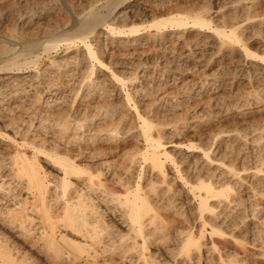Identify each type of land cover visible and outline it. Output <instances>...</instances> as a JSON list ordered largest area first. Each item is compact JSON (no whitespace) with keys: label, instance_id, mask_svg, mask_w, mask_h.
I'll use <instances>...</instances> for the list:
<instances>
[{"label":"bare ground","instance_id":"6f19581e","mask_svg":"<svg viewBox=\"0 0 264 264\" xmlns=\"http://www.w3.org/2000/svg\"><path fill=\"white\" fill-rule=\"evenodd\" d=\"M26 1L21 9L8 6V16L15 18L12 27L18 28L20 23L18 42L8 39L0 46L3 58L0 75H4L8 96L12 101L18 100L8 110L11 113L14 109L32 110L39 124L36 127L29 123L28 129L41 130L45 135L52 132L58 139L50 141L37 134L31 140L29 130L20 133L22 126H18L15 118L9 121L11 134L0 129V136L16 146L12 154H0V264H77L86 259L93 264H117L116 258L121 264H203L204 252L209 250L205 251L208 237L212 240L210 250L218 253L219 264H241L235 254L218 248L214 239L229 236L245 249L249 227L253 228L247 222L249 207L242 208L243 199L233 183L246 179L242 171L229 163L232 151L226 137L220 133L203 146L195 142H166L169 129L161 121L159 106L139 102L131 92L130 86L135 87L140 81V73L125 78L112 69V62L105 57L110 52L105 42L123 39L130 46L155 45L172 33L182 34L193 27L210 32L222 47H237L247 60L264 65V54L250 50L242 27L215 25L212 9L192 15L157 13L154 5L142 9V0H95L83 12L77 11L72 2L63 8L57 6L56 0ZM57 7L71 13L70 27L67 21H58L49 29L24 33V28L36 18L56 11ZM133 8L142 12L145 22L131 27L117 26L113 17H129ZM96 30L105 37L103 45L97 40L100 35ZM74 49L77 53L71 56ZM64 50V56L53 61L55 68L41 71L44 57L51 58L53 53ZM81 65L83 71L79 76L87 93L103 96L107 92L104 81L96 76L98 71L106 76V69L112 85L120 89L125 100H70V97L64 104L57 98L42 104L45 97L40 92L42 84L50 76L54 78L55 73L60 77L69 74L71 71H62L67 66ZM47 86L50 89L57 85ZM41 105H45L44 111H39ZM172 127L170 135L178 138L184 125L175 123ZM128 137L140 145L131 146ZM168 145L178 150H170ZM257 151L256 166L250 175L257 179L261 189L252 187V194L264 198V145H258ZM259 204L253 202L254 207L260 208ZM258 208L252 209L254 213L251 211L254 219L255 211L261 210ZM169 213L182 217L183 221L176 225ZM263 216H258L262 221L257 229L262 238ZM261 245L260 255L264 257V241ZM101 258L103 261L99 263Z\"/></svg>","mask_w":264,"mask_h":264},{"label":"rangeland","instance_id":"374dc122","mask_svg":"<svg viewBox=\"0 0 264 264\" xmlns=\"http://www.w3.org/2000/svg\"><path fill=\"white\" fill-rule=\"evenodd\" d=\"M93 1L95 0H62V1L56 0V2L58 3L57 6L59 7L62 6L63 8L66 6L65 4L72 2L76 10L79 12H83L84 10H86ZM152 1L153 2L142 0L140 2L141 3L140 7H142V9L144 8L146 9L149 7L150 4V5H154V7H157V11H156L157 13L171 11L174 13H183L189 15L203 12V10L208 11L209 9H212L211 13H213V23L215 25L217 26L226 25L228 27L240 25L242 27L241 30L243 29L242 30L243 38L247 43L248 47L250 48V50L258 54H264V0H152ZM26 2H27L26 0H0V46H2L4 42H8L9 40H14L15 42H18L17 40L18 35H16V33L17 31H21L19 25L20 23H17L18 28L12 27V21L15 18L13 19L12 17L8 16L9 14L8 6L12 5L21 9ZM242 4L245 5L243 6ZM59 7L55 8L56 11L51 10L50 12L45 14L46 16L44 15L42 17L36 18L34 22H32L26 28H24L25 29L24 33L31 34L33 32H36L40 28H43V30L49 29L50 26H53L58 21H63V22L67 21L68 26L70 27L72 25L71 13L68 14L65 11L66 9L63 11H59L58 9ZM131 8L128 9V11L131 10ZM133 9H134L133 11H130L128 13L129 17H124L121 19V18H117V16H114L113 20L115 21L116 25L120 27L122 26L131 27L134 24L139 25L144 23L145 19L141 17L143 16V14L140 15L142 12L139 11L138 9L135 8ZM96 33L97 35H100L102 31L96 30ZM172 34L166 36L165 37L166 39L162 38L155 45L152 43L146 46H141V45L130 46L126 41H122L123 39L120 40V42L118 40L105 42L106 40L104 35H100L99 37L97 36L98 37L97 40L98 42H101L102 45L103 42L108 44L107 50H109L110 52H108L109 55L105 54V57L107 56L106 59L112 62V69L116 70L121 76L125 78H134L135 73L141 74V75L139 74L141 79L139 82L136 83L135 87L130 86L131 92L132 94H134L133 96L135 100L138 101L140 100L139 102L142 103H145L147 101V103L154 104L155 107L159 106L158 107L159 113L162 114L161 121L162 123L168 124L165 128L169 129L168 131L169 134L165 136L166 142H170V141H174L175 143L178 141H181V143L195 142L203 146L205 142H207L209 139L213 138L214 136L219 135L220 133H222L221 137L224 138L226 137V141H227L226 144L230 147V152L232 151L230 154L229 163L235 166L238 170L242 171L244 173L242 174L243 178L246 179V182H248V184L243 181L239 183L238 181L233 180L234 185L237 186L235 188L239 191L243 199L244 207L242 206V208L245 209L247 208V206L249 207L250 217L249 219H247V222L249 226L253 228L249 227V235L247 236L248 244L245 246L246 247L245 249H243L244 247L234 243L232 241L233 239H231L229 236L227 238L225 237L226 239L215 236L216 238L214 237V239L218 244V248H220L223 251H229L228 253L231 254L232 256H234L235 254V259H238L239 261L241 260V264H264V257L260 255L262 252L261 244L263 243L264 238H262V236L261 237L258 236L259 230H257L262 221L259 220V218L262 215H264V207L262 206L264 205V200H263L264 198H262L261 195L253 196L252 187L258 189L260 186L257 179L250 175L254 172L252 168L256 166L255 163L258 153L257 151L258 145L261 146L264 145V79H263L264 65L254 61L247 60L245 55H243L242 52H240V50L237 47L233 49L222 47L216 38L210 36L211 34L208 31L189 27L188 29H186V32L182 34H178V35L176 34L172 35ZM76 51L77 49H74V51L70 55L74 56L77 53ZM65 53L66 51L64 50V51H59V53H53L51 55V58L44 57L40 64L41 71L42 70L44 71L49 67L55 68L56 65L53 61L59 60L60 58H62V56H64ZM111 56L113 57L112 59L110 58ZM2 61L3 58L0 56V63H2ZM260 65L262 66V69ZM66 68H63L62 71L63 72L67 70L71 71L69 74H66L67 76L63 75V77H60L57 76L59 73H57V75L55 73L54 75L55 77H57V79H54L55 77L53 78V76H50L51 80L48 78V80L50 81L47 80V82H44L42 84L40 88V92H42L43 96L45 95V97L42 96L43 97V100L41 101L42 104L45 101L51 102L52 98L53 100L57 98L59 100L58 102L64 104L68 102L70 97H71L70 100H78V99L79 100H96V99L125 100V95H122L119 92L120 89L118 90V88L112 85L110 77L107 76L109 72L106 69H105V74H107L106 76L103 75L104 73L100 71H98L96 76L97 78H100L102 81H104L106 85L105 90L107 92L104 93L103 96L100 93H97V95L96 93H93L95 94L93 96L92 93L91 94L87 93L88 90H86L85 84L82 82V78L80 77L82 76V74L80 73L81 71H83L82 70L83 65L67 66ZM50 72L53 71L50 70ZM244 75L248 77H245ZM148 76L149 78H147ZM3 78L4 75H0L1 131L11 134L12 127L9 126V121H11V119L14 118L16 119V123H18V126L20 127L22 126L20 130V133L22 134L26 133V129L27 131L29 130L28 129V126L30 125L29 123L38 127L39 120L38 118L35 119L36 117H34V112L32 110H28V112H23L14 109L15 111L13 113L9 112L8 106L9 105L14 106L15 102H17L18 100L12 101V99L8 96L9 94L7 93L8 89L6 88L5 85L6 83L5 81H3ZM52 80L53 81L55 80L54 81L55 83ZM52 83L53 85L56 84L57 86L51 87L50 89L47 88L49 87L47 85H50ZM70 93H72V95ZM141 93L142 95H140ZM43 106L45 105H41L42 108L39 107L40 108L39 111L41 109L42 111H44ZM208 111L210 112V114L208 113ZM16 112L18 113L16 114ZM175 123H177L178 125H184V128L182 129L183 130L182 133L179 136H177L178 138L176 137L174 138L172 135H170L173 128L172 126ZM39 131L35 130V128L30 129L28 134L29 138L32 140L35 137H38V135L39 136L41 135L40 136L41 138H46L49 139L50 141L58 139V137H56L52 132H51L52 134L49 133L45 135L44 132L42 131L39 132ZM133 132L134 130L131 132V134H133ZM11 136H14V134H12ZM15 137L18 139L22 138L21 135H17V136L15 135ZM260 137H262L261 140ZM2 138L3 137L0 136V154L2 155L6 154L5 156H8L10 153L12 154L14 152L16 146L5 138H3L2 140ZM258 138L259 141H257ZM129 139L132 142L130 144L131 146L132 144L133 146L140 145V143L134 140V138L131 137ZM169 146L171 147L172 145H168V147ZM128 148L131 147L128 146ZM170 150L177 151L178 149L176 150V148L173 146L170 148ZM176 153L178 155V152ZM231 158H233V160ZM236 158L238 161L236 160ZM245 169H248V171H244ZM52 181L53 180L50 179V182ZM238 184H241L239 185L241 189L239 188ZM258 200H263V201L258 202ZM253 202L255 205L256 202L260 203L259 204L260 208L254 207ZM253 208L254 210H256V208L261 209L260 211L257 210V212H259V215L255 211L256 213L255 219L251 213V211H253L254 213V210H252ZM172 214L173 213L168 214L169 218L171 217L170 219L174 220L176 222L175 223L176 225H178V222L183 221L182 217H177V216L175 217L176 214H173L174 216H172ZM254 235H257L258 239H255L256 236ZM210 241L212 242L210 237H208L206 243L207 245L208 244L209 245L205 248V251H207L209 248L208 250L209 253L204 252L203 262L205 264H207V262L208 264H215V261L217 260L216 263L219 264L220 262L218 260V253L210 250L212 249L211 248L212 245ZM151 250L154 252L156 251L155 248ZM205 256L207 259L205 258ZM86 260L84 262L78 261L77 264H81V263L93 264ZM115 260L118 262L117 264H121L118 258H116ZM102 261L103 258L99 260V263ZM127 263L132 264L129 262ZM62 264H66V263H62Z\"/></svg>","mask_w":264,"mask_h":264}]
</instances>
